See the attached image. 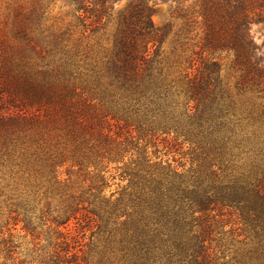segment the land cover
<instances>
[{"label":"trees","instance_id":"1","mask_svg":"<svg viewBox=\"0 0 264 264\" xmlns=\"http://www.w3.org/2000/svg\"><path fill=\"white\" fill-rule=\"evenodd\" d=\"M70 1L77 24L56 35L37 8L14 41L0 32V254L54 208L38 264H264V56L250 34L264 0H197L177 31L130 0L97 63L68 41L78 23L104 30L118 0ZM171 33L182 51L199 37L179 92L160 58ZM216 52L231 55V86ZM175 147L181 170L153 160ZM109 164L125 183L107 195Z\"/></svg>","mask_w":264,"mask_h":264},{"label":"rangeland","instance_id":"2","mask_svg":"<svg viewBox=\"0 0 264 264\" xmlns=\"http://www.w3.org/2000/svg\"><path fill=\"white\" fill-rule=\"evenodd\" d=\"M130 0H118L111 4V20L104 30H100L97 33H92L86 31L83 35L81 34L82 25L78 23L76 26V31L73 32L70 37L68 44L71 46H76L80 53L88 55L91 57L93 62H99L101 56H103V50L108 53L112 49V38L116 30L117 19L119 13H121L127 3ZM197 0H150V4L154 3V11L151 14V19L155 26L161 27L166 22L172 21L173 31H177L182 26V20L177 13L182 10V8L195 7ZM37 8L42 11V19L40 26L46 30L47 33L52 36V34L60 33L67 24H77L74 14L75 4L70 0H0V32L5 36L10 42L14 41L13 30L18 26L19 21L23 19L25 14ZM174 16V17H171ZM172 31V32H173ZM196 32L193 33V37ZM250 34L254 39V42L259 46L260 51L264 56V22H253L250 25ZM176 36L172 33L162 41L160 45V58L162 59V65L165 67V72L174 81L175 89L179 91L182 90V73L183 70L188 67L189 59L191 58V52L199 50V47H195L193 43L199 40V37L193 39V43L189 42L187 49L182 51V48L176 43ZM182 40V38H181ZM204 57H210L209 52L203 53ZM215 59H218L221 70L220 76L223 82L228 85H232L235 80V72L229 67V62L231 55L225 52H216L213 54ZM33 58H35L33 56ZM187 70V69H186ZM154 148H150V154ZM153 160L168 162L171 167L182 169V148L175 147L171 152L165 153L164 150H160L157 155L153 157ZM115 164H109L108 171V187L105 188V193L109 195L118 189L120 185H123L125 181H122L118 176H115L116 171L114 169ZM23 187V186H22ZM56 201L52 207H55ZM40 205L36 208L35 215L39 216ZM7 208L3 203L0 202V229L1 225L7 221L8 214ZM55 215L54 208L48 213L44 214V217L36 223L35 227L38 232H40L38 238L32 235H26L25 237H17L23 235L24 232H20L22 223L17 224L16 229L13 234L16 237V242L18 247L16 248V253L12 255L13 259H6L3 254H0V264H38L37 261H31L30 253L31 249L36 245L37 248L45 247L48 243V236L51 235L49 228L52 227L49 219L51 216ZM11 223V220L9 221ZM73 223L69 222V227L72 229ZM5 230V227L3 228ZM7 236V233L4 235ZM2 237V235H0ZM24 260L20 263L19 261ZM92 264H95L92 262Z\"/></svg>","mask_w":264,"mask_h":264}]
</instances>
